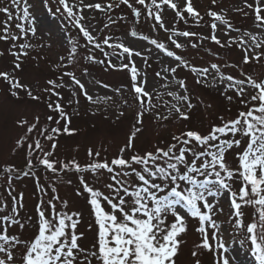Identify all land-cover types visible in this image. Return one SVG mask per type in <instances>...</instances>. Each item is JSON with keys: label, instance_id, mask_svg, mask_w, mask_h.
Instances as JSON below:
<instances>
[{"label": "snow or ice", "instance_id": "obj_1", "mask_svg": "<svg viewBox=\"0 0 264 264\" xmlns=\"http://www.w3.org/2000/svg\"><path fill=\"white\" fill-rule=\"evenodd\" d=\"M212 3L215 5L216 0H212ZM59 4L63 6L66 14V23L78 28L82 34L85 48L92 45L95 49H100L104 57H109V55L117 57L120 63L112 64L109 59L108 66L117 70H128L132 96L137 104L135 117L137 125L134 126V130H130L126 143L119 148L117 155L110 162L107 159L99 160L100 152L93 153L89 148L87 155L91 159L83 166L73 158L68 162H59L60 167L57 168L58 161L50 159L57 147L55 141L60 135L75 133V130L69 127L71 119L64 107L61 106V93L57 91L58 88L65 87L63 77H70L71 85L78 88L87 101L101 102L102 98L94 99V96L89 94L85 84L76 77L74 72H64L58 77L61 81L59 84L55 79L47 81L49 87L44 91L48 92L49 96L57 97L55 101L47 102L48 109L57 114L55 119L57 126L38 127V116L30 125L26 119L18 121V126L27 127L25 134L16 141V148L22 147L34 131L37 133L33 143L28 144L26 153L28 170H17L9 166L0 169V176L6 175L9 181L19 175L35 177L37 167L43 166L46 171L57 174L56 178L60 180L58 173L74 169L83 188V193L78 189L76 194H87V202L97 227L96 243L91 251H86L78 244V240L83 235L82 233L78 235L76 232L80 222V213L67 211L68 201L60 200L54 186L51 189L53 196L45 201L43 196L47 194V191L44 186H40L42 196L36 207L37 234L31 241H22L19 236L8 234L10 226L18 225L21 229L26 226L18 218V209L15 207L19 203L22 208V200L17 201V198L13 196L14 206L11 213L0 216V221L7 222L6 226L0 230V253H3V256H0V264H15L16 258L13 253L17 247L25 249L20 258L21 264H85V260H78L80 254L85 255L87 264H92L93 258L97 264H175L174 257L178 254L181 243L178 236L186 231V217L198 218L199 228L197 231L202 237V243L198 246L212 250L205 224L208 222L212 229H217L218 225L211 215L215 205L209 203V200H214L225 191L230 193V207L235 209L237 217L241 215L242 204L254 207L255 212L258 213V218L247 225L246 231L252 245L251 255L254 256L257 264H264V79H256L248 74H245L243 78H236L230 74L225 75L220 66L215 63L210 66L211 72L207 67L190 66L188 61L177 55L175 51L169 50L165 43L158 42L156 39L150 40L147 35L141 36L143 41L150 42L167 57L177 61L175 66H167L162 69V72L166 74L163 77H161V72L156 73L157 77H161L165 81H168V74L172 75L173 81L166 82L162 87L168 88L174 83L177 89L167 93L172 97L174 103L166 104L168 115L157 116L158 120H168L173 116L177 121L187 120L189 119L187 111L195 107L187 94L185 80L175 79V73L181 67L190 68V71L197 77V83L209 87L222 85L221 90L229 102L233 101V97L227 95V92L234 91L241 106L247 109L239 111L235 118L228 120H225L223 116L218 117L221 123L211 125L206 133L186 130L179 134H172L171 142L167 143L166 147H161L159 144L153 145L154 151L145 150L141 154L136 150L134 140L142 131L140 125L143 123V116L146 113H151L157 107L153 103L154 96L157 100L161 98L159 92L154 93L146 90V73L142 75L132 59L133 56H136L142 57L146 61V57H143L141 51L134 50L124 43L111 44V37H105L102 43L97 42L96 37L81 26L83 17L79 13L84 8L93 11L99 10L107 16V13L112 10V4L102 6L100 3H95L81 7L82 0H77L75 4H70L68 0H59ZM120 4L131 9L138 21L142 15L140 8L134 7L130 0H119L116 6L119 7ZM136 4L146 8L147 17H154L161 28L165 27L161 17L164 5L175 10L178 21L183 20L185 24L188 21L184 17V12H187L197 26L203 19L200 13L194 9L191 0H185L183 9H178L177 3H173L172 0H159V2L150 0V3H146V0H136ZM11 6L15 9L17 20L29 21L30 13L26 0H11ZM245 7L251 10L254 15V26L259 30L258 33L244 32L239 38L238 46L245 53L242 63L247 64L253 59L259 62L261 55H264L255 51L264 46V15H261L264 12V0H254L253 3H248L245 0ZM74 9L76 10L74 11ZM237 10L241 11L242 9ZM0 13L6 14L8 18L4 22V34L0 35V39L26 40L29 34L35 35V27L26 28L25 23H17L16 28L19 30L20 36L15 34L9 36L8 21L14 18L13 13L8 7L0 8ZM206 14L212 19L210 39L217 45H221V41L216 36L218 23L225 27L226 35L232 29V24L225 18L223 12L217 13L209 9ZM107 21L115 23L111 16H107ZM105 27H108V23L105 24ZM165 31H170L169 40L176 49L185 46L174 40L173 37L198 35L188 31H177L175 28L171 30L165 28ZM130 36L133 38L138 36L135 28L130 30ZM208 38L203 37V39ZM68 43L71 47L67 54V64L73 65L78 53V42L69 38ZM232 43H237L235 38L230 39L227 46ZM102 45L112 48L113 52L110 54L104 51ZM16 47L17 44L13 43L12 49ZM18 47L19 52L10 49V54L16 57L17 63L14 66L17 69L20 68V58L27 56V49L31 45L25 42L19 44ZM192 47H197V45L193 44ZM249 51H253L252 57L248 55ZM125 54L128 56V63L122 62ZM83 58L89 62L105 64L104 60H96L90 54ZM60 60L64 61L65 57H60ZM62 66L58 64L56 68L59 69ZM84 72L87 74L86 69ZM0 76L10 85V95L13 97L18 99V90L23 89L29 98L39 100L38 96L33 95L31 88L20 84L19 80L10 78L8 73H0ZM209 76L212 77L210 81L208 80ZM104 87L107 88L108 85L105 84ZM181 90L185 93L184 95L180 94ZM116 91L120 92L121 89H116ZM76 95L73 93V98L68 101L69 105H78L79 101L76 99ZM103 99L111 98L104 97ZM124 103L127 104V101ZM53 120V116L47 117V121ZM61 121H64L63 128L59 126ZM40 137H43L46 142H51V150L45 151ZM243 140L247 141L246 147L237 153L238 167L232 169L226 162V154L233 148H239ZM126 152H130L132 155L125 158ZM33 156H35V161L31 159ZM85 174H91L97 183H102L103 177L107 175L110 182L102 183L107 194L101 188L90 186L84 179ZM237 177L241 183L238 193L231 191L230 183ZM9 188L11 189V184H9ZM9 195H11V191ZM20 195L22 197V194ZM45 203L50 209V216L46 215ZM57 203L60 204V210H57ZM3 207L6 208L7 205ZM202 208L206 211H202ZM169 217L172 218V222H169ZM236 225L242 227L241 220L237 219ZM216 247L224 252L228 251L222 242L218 243ZM222 264H229L228 259H223Z\"/></svg>", "mask_w": 264, "mask_h": 264}, {"label": "rangeland", "instance_id": "obj_2", "mask_svg": "<svg viewBox=\"0 0 264 264\" xmlns=\"http://www.w3.org/2000/svg\"><path fill=\"white\" fill-rule=\"evenodd\" d=\"M68 2L75 4L77 0H68ZM118 2L119 0H82L80 5L83 7V5L95 3H100L102 6L112 4V10L107 13V16H111L115 23L108 22L105 13L99 10L93 11L84 8L79 14L83 17L81 26L96 37L97 42L102 43L105 37H111V44L124 43L134 50L141 51L143 57H146V61L142 57L136 56H133L132 59L137 68L140 69L141 74L146 73V90L154 93L159 92L161 98L157 100L154 96L153 103L157 107L151 113H146L143 116V123L140 125L142 131L134 140L137 151L141 154L145 150L154 151L153 145L157 144L166 147L167 143L171 142V135L179 134L182 131L197 130L206 133L211 125L221 123L218 117L223 116L225 120H228L235 118L239 111L247 110L241 106L234 91L227 92V95L233 97V101L229 102L221 90L222 85L209 87L197 83V77L190 71V68L181 67L177 69L175 79L185 80L187 94L195 107L187 111L189 116L187 120L177 121L174 116L168 120H158L157 116L168 115L166 104L168 102L174 103L172 97L168 96L167 93L177 90L174 83L168 88L162 87L166 82L173 81L170 74H168V81L161 78L166 75L162 69L167 66H175L177 61L167 57L165 53L156 49L150 42L141 39V36L147 35L150 40L156 39L158 42L165 43L169 50L175 51L177 55L188 61L190 66L207 67L211 72L210 66L215 63L220 66L225 75L230 74L236 78H243L245 74H248L256 79H264V55H261L259 62L253 59L247 64L242 63L245 53L238 46L239 38L244 32H259L254 26V15L250 9L245 7V0H216L215 5H213L212 0H191L194 9L203 17L199 26L188 16L187 12H184V17L188 21L187 24L183 20L178 21L176 11L164 5L161 12L164 28L160 27L154 17L148 18L147 9L136 4V0H130V2L134 7L141 10L142 15L138 21L126 5L120 4L117 7ZM172 2L177 3L178 9L185 7V0H172ZM247 2L253 3L254 0H247ZM26 3L30 13V19L27 22L15 18L16 13L11 6V0H0V8L8 7L13 13L14 18L8 21L10 25L9 36L12 34L20 36L19 30L16 28L17 23H25L26 28L32 26L36 29L35 35L29 34L26 40L0 39V53H2L0 55V73H8L10 78L19 80L20 84L31 88L33 95L38 96L39 100L29 98L23 89L18 90V99L13 97L10 95V85L0 76V169L11 166L17 170H28L26 167L28 144L33 143L37 133L34 131L22 147L16 148V141L25 134L27 127L18 126V121L26 119L30 125L38 116V127L57 126L55 124L57 114L47 107V102L49 100L55 101L57 97L55 95L49 96V93L45 92L44 89L49 87L47 84L49 79H55L58 84L61 83L58 77L64 72H74L76 77L85 84L89 94L94 96V99L96 97L102 99L101 102L95 103L87 101L80 90L71 85L70 77H63L65 87L58 88L57 91L61 93V106L70 116L69 127L74 129L75 133L58 137V140L55 141L57 147L50 159L58 161L57 168L60 167L59 162H68L73 158L83 166L91 159L87 155L88 149L91 148L93 153L100 152L99 160L107 159L110 162L117 155L119 148L126 143L130 130H134V126L137 125L135 119L137 104L132 96L128 70H117L108 66L107 61L109 59L112 64L118 65L120 61L117 57L112 55L104 57L100 49H95L92 45L87 48L83 46L85 41L82 34L78 28L66 23V14L63 6L59 4V0H26ZM146 3H150V0H146ZM209 9L217 13L223 12L225 18L232 24V29L226 35L225 27L218 23L216 36L221 41V45L225 46L217 45L210 39L212 19L206 14ZM237 9L242 10L238 11ZM261 15H264V12ZM7 20L6 14L0 13V35L4 34V22ZM106 23H108V27H105ZM133 28L138 32V36L135 38L130 36V30ZM165 28L169 30L175 28L177 31H188L198 35L173 37L174 40L185 46L176 49L169 40L170 31H165ZM203 37L209 38L203 39ZM69 38L78 42V53L73 65L67 64V54L71 47L68 43ZM232 38H235L237 43L227 46L228 41ZM25 42L29 43L31 47L27 49V56L20 58V68L17 69L14 66L17 63L16 57L10 54V49H12L13 43H16L17 47L12 51L19 52L18 45ZM193 44L197 47H192ZM102 47L104 51L110 54L113 52V49L106 45H102ZM255 51L264 54V46ZM89 54L94 56L96 60H104L105 64L85 60L83 57ZM248 55L252 57L253 51H249ZM62 56L65 57L64 61L60 60ZM122 62L128 63L127 54H125ZM58 64L63 66L58 69L56 68ZM85 69L87 74L84 72ZM157 72H161V77L156 76ZM211 79L212 77L209 76L208 80ZM105 84L108 85L107 88L104 87ZM116 89H121V91L117 92ZM73 93L77 94L78 105L68 104V101L73 98ZM180 94L184 95L185 93L181 90ZM104 97L111 99L105 100ZM124 101H127V104ZM182 110H184L183 107ZM50 115L54 117L53 121H47V117ZM59 126L63 128L64 121H61ZM40 139L45 151L51 150V142H46L43 137ZM246 143L247 141L243 140L239 148H233L226 154V162L232 169L238 167L237 153L246 147ZM130 155L132 153L126 152L125 158ZM31 159L35 161V156ZM58 175L60 180H57V174L46 171L43 166H38L35 177L19 175L9 181L6 175L0 176V216L11 213L14 206L13 196L17 198V201L22 200L23 207L21 208L19 203L15 207L18 209V218L26 226L22 229L18 225L10 226L8 227V234L17 235L22 241H31L37 234L36 207L42 196L40 186H44L47 191V194L43 196L45 201L53 196L51 189L54 186L60 200L68 201L67 211L80 213V222L76 232L78 235L81 233L83 235L78 240V244L86 251H91L96 243L97 227L87 202V194H76L78 189L83 193V188L74 169L58 173ZM84 179L90 186L101 188L107 194V190L102 187V183L110 182L107 175L103 177L102 183H97L91 174H85ZM230 183L231 191L238 193L241 187L239 178H234ZM9 184H11V189ZM10 191L11 195H9ZM209 203L215 205L211 215L218 225L217 229H212L208 222L205 224L212 250L198 246L202 243L201 234L197 231L199 228L198 218L186 217V231L178 236L181 243L178 254L174 257L175 264H218V262L222 264L225 258L228 259L229 264H257L254 256L251 255L252 245L246 231L247 225L258 218L255 208L242 204L241 215L237 217L235 209L230 207V193L228 191L223 192L214 200L210 199ZM4 205L7 207L4 208ZM105 207L107 208L106 204ZM44 208L46 215L50 216L47 203H45ZM57 210H60L59 203H57ZM202 211L206 210L202 208ZM237 219L241 220L242 227L236 225ZM169 222H172L171 217H169ZM6 224L7 222L0 221V230ZM220 242L228 249L227 252L217 249L216 246ZM24 251L23 247H17L14 250L15 264H21L20 258ZM0 256H3V253H0ZM78 260H85V264H87L84 254H80ZM92 264H97L94 258Z\"/></svg>", "mask_w": 264, "mask_h": 264}]
</instances>
